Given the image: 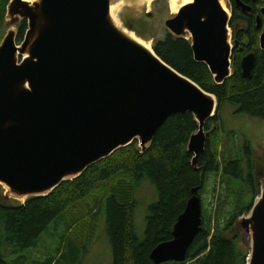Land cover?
I'll return each mask as SVG.
<instances>
[{
	"label": "water",
	"instance_id": "1",
	"mask_svg": "<svg viewBox=\"0 0 264 264\" xmlns=\"http://www.w3.org/2000/svg\"><path fill=\"white\" fill-rule=\"evenodd\" d=\"M121 1L133 0H11L0 43V184L18 200L46 197L134 142L148 151L176 115L191 113L198 124L188 144L198 168L217 98L114 23L110 10ZM189 1L165 25L191 41L195 60L222 85L233 76L230 6ZM23 21L28 30L19 43ZM257 24L264 52V7ZM255 62V54L243 60L244 77ZM202 224L203 202L194 190L173 239L150 260L184 263ZM237 227L251 243L248 264H264V189Z\"/></svg>",
	"mask_w": 264,
	"mask_h": 264
},
{
	"label": "trees",
	"instance_id": "2",
	"mask_svg": "<svg viewBox=\"0 0 264 264\" xmlns=\"http://www.w3.org/2000/svg\"><path fill=\"white\" fill-rule=\"evenodd\" d=\"M240 1L251 11L240 7L237 0L228 2L233 15V76L224 84H216L208 66L195 60L191 41L169 33L153 47L165 63L217 98L218 113L206 126L207 148L199 159L198 168H193V155L188 152L190 138L198 131V124L191 113L173 116L144 153L139 142H134L46 197L29 198L19 206L0 201V260L3 248L15 244L35 245L41 235L66 214L84 212L94 218L106 209L114 264H154L150 260L152 251L173 239L174 227L194 190L204 200L210 182L214 181L212 191L214 198L217 195V206L209 210L203 204L202 230L190 247L186 261L164 264H248L251 243L237 223L251 212L260 195L255 185L257 166L251 160L252 151H247L244 159L248 164L244 165V159L229 150L220 112L230 104L238 106L239 113L264 120V52L260 49L263 29L257 24L264 0ZM10 3L11 0H0V43ZM27 30V22L23 21L18 26L19 43ZM250 54L256 56L255 66L251 76L244 77L242 62ZM230 135L236 137L235 133ZM145 179H150L157 187L159 199L149 208L145 239L140 241L135 233L138 207L135 194ZM94 197L100 199L95 209L86 202ZM72 208L75 211L71 213ZM76 221L79 223L82 219L71 222L67 219V228Z\"/></svg>",
	"mask_w": 264,
	"mask_h": 264
},
{
	"label": "rangeland",
	"instance_id": "3",
	"mask_svg": "<svg viewBox=\"0 0 264 264\" xmlns=\"http://www.w3.org/2000/svg\"><path fill=\"white\" fill-rule=\"evenodd\" d=\"M228 2L229 0H226L227 4ZM172 16L173 13L167 0H155L150 8L125 9L121 15V21L124 26L135 32L153 48L155 42L163 40L170 33L165 23ZM8 30L9 27L6 26L3 35ZM220 115L229 150L243 159L247 151L253 152L250 157L257 166L255 167V185L259 188L261 195L264 189V120L239 113V107L230 104L221 109ZM231 133H235L236 137L230 135ZM245 159L243 160L244 165L248 164V160ZM214 184V181L210 182L204 200L201 198L209 210L215 208L218 203L217 195L214 198L212 191ZM217 193H220L219 190ZM135 198L138 201L135 233L138 239L143 241L146 235L149 208L158 201L159 192L150 179H145L139 184ZM99 200L98 197H94L86 202L90 203L93 208H98ZM0 201L9 206H19L26 202V200H18L11 196L8 189L1 184ZM73 211H75L74 208L71 209V213ZM67 219L70 222L81 219L82 221L79 223L76 221L68 229ZM0 264H114V251L108 233L106 209L94 218L84 212L72 216L71 214L64 215L58 223H53L41 235L35 245L21 247L15 244L3 248Z\"/></svg>",
	"mask_w": 264,
	"mask_h": 264
},
{
	"label": "bare ground",
	"instance_id": "4",
	"mask_svg": "<svg viewBox=\"0 0 264 264\" xmlns=\"http://www.w3.org/2000/svg\"><path fill=\"white\" fill-rule=\"evenodd\" d=\"M31 1V0H29ZM155 0H133V1H121L111 7L110 15L114 23L123 30L128 36L135 39L136 41L140 42L147 48L151 49V45L144 40H142L140 37L137 36V34L131 30H129L126 26H124L123 22L121 21V15L123 11L127 8H134V9H140L143 7L150 8ZM169 2L171 11L173 14H176L179 9L185 5L186 3H189V0H167ZM223 5L226 7V3L223 2Z\"/></svg>",
	"mask_w": 264,
	"mask_h": 264
},
{
	"label": "flooded vegetation",
	"instance_id": "5",
	"mask_svg": "<svg viewBox=\"0 0 264 264\" xmlns=\"http://www.w3.org/2000/svg\"><path fill=\"white\" fill-rule=\"evenodd\" d=\"M249 12H250V11H249ZM260 16H261V15H260ZM258 17H259V16H258ZM258 17H257V18H258Z\"/></svg>",
	"mask_w": 264,
	"mask_h": 264
}]
</instances>
